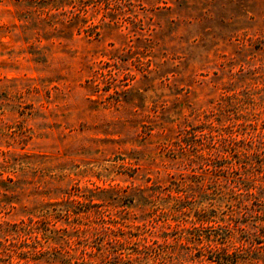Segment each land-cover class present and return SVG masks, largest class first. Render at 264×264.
Here are the masks:
<instances>
[{
    "label": "rangeland",
    "instance_id": "1",
    "mask_svg": "<svg viewBox=\"0 0 264 264\" xmlns=\"http://www.w3.org/2000/svg\"><path fill=\"white\" fill-rule=\"evenodd\" d=\"M204 217L264 264V0H0V264H215Z\"/></svg>",
    "mask_w": 264,
    "mask_h": 264
},
{
    "label": "trees",
    "instance_id": "2",
    "mask_svg": "<svg viewBox=\"0 0 264 264\" xmlns=\"http://www.w3.org/2000/svg\"><path fill=\"white\" fill-rule=\"evenodd\" d=\"M190 144H194V142L190 143ZM199 221L201 222V226L200 227H197L196 226V230L198 233L194 234L193 237L195 239H198L199 241H203V238H207V240H210L211 242V248L210 251H213V252H216L218 255L216 257H208L209 260L212 262V263H215V264H236L238 263V258L234 257V252L233 251H229V249L226 247L227 244V235H223V238L221 237V233H209L207 235H204L203 234V231H204V228L205 227H213L214 225L211 223L213 221V219H211L210 217H204L202 219H199ZM221 240L220 243L223 244V245H220V247L218 246V248L214 249V246H213V242L215 241H218V240Z\"/></svg>",
    "mask_w": 264,
    "mask_h": 264
}]
</instances>
